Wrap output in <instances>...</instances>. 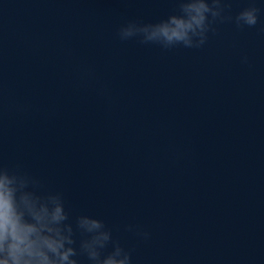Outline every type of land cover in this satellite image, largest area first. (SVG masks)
Returning <instances> with one entry per match:
<instances>
[{
	"label": "water",
	"instance_id": "obj_1",
	"mask_svg": "<svg viewBox=\"0 0 264 264\" xmlns=\"http://www.w3.org/2000/svg\"><path fill=\"white\" fill-rule=\"evenodd\" d=\"M175 7L0 0V157L103 220L133 264H264V33L224 23L169 51L118 39Z\"/></svg>",
	"mask_w": 264,
	"mask_h": 264
},
{
	"label": "clouds",
	"instance_id": "obj_2",
	"mask_svg": "<svg viewBox=\"0 0 264 264\" xmlns=\"http://www.w3.org/2000/svg\"><path fill=\"white\" fill-rule=\"evenodd\" d=\"M244 2L233 15L231 0H174L176 7L167 18L129 20L116 35L121 42L135 40L169 51L204 48L224 23L238 30L259 25L264 33V0ZM241 62L247 64L248 57ZM127 231L145 241L151 238L139 225H128ZM133 251L103 220L73 217L62 192L47 189L21 165L6 164L0 157V264H82V258L87 264H133Z\"/></svg>",
	"mask_w": 264,
	"mask_h": 264
}]
</instances>
